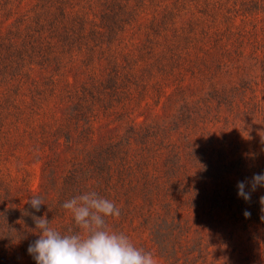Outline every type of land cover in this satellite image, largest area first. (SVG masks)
I'll return each mask as SVG.
<instances>
[{
    "label": "rangeland",
    "instance_id": "rangeland-1",
    "mask_svg": "<svg viewBox=\"0 0 264 264\" xmlns=\"http://www.w3.org/2000/svg\"><path fill=\"white\" fill-rule=\"evenodd\" d=\"M0 100L13 128L0 163L20 177L17 207L0 202L5 233L47 213L74 165L113 140L127 154L109 230L157 264H264V187L237 194L264 173V0H0ZM75 105L92 112L93 140L62 134ZM38 238L0 257L36 264Z\"/></svg>",
    "mask_w": 264,
    "mask_h": 264
},
{
    "label": "clouds",
    "instance_id": "clouds-1",
    "mask_svg": "<svg viewBox=\"0 0 264 264\" xmlns=\"http://www.w3.org/2000/svg\"><path fill=\"white\" fill-rule=\"evenodd\" d=\"M261 187L264 173L253 174L251 179L237 182L238 197L250 202L252 194ZM26 204L39 212L45 202L42 197L33 196ZM259 204L264 213V195L259 197ZM62 207L72 213L77 231L62 234L50 226L47 215L32 216L39 238L27 251L36 264H157L151 253L135 247L126 235L108 229L106 218L121 214L113 201L95 192H84L65 201ZM243 215L247 219L251 213L245 210Z\"/></svg>",
    "mask_w": 264,
    "mask_h": 264
},
{
    "label": "trees",
    "instance_id": "trees-1",
    "mask_svg": "<svg viewBox=\"0 0 264 264\" xmlns=\"http://www.w3.org/2000/svg\"><path fill=\"white\" fill-rule=\"evenodd\" d=\"M255 4L258 5V2ZM116 72V69H113ZM113 81H111V85L113 86ZM6 94L4 93L3 97L6 98ZM92 98H95V95L92 94ZM96 99L101 101L99 97L96 96ZM7 100V99H6ZM5 100V101H6ZM3 101V100H2ZM2 101L0 100V110L3 109ZM105 109L107 106L104 105ZM109 108V107H108ZM73 112L64 117L61 121V132L62 134H68V138H72L75 131L81 130L80 133L85 137L87 140L94 139V126L92 124V117L88 116L86 111L81 105H75L71 107ZM92 114V112H89ZM84 118V122H81V119ZM50 124L52 122H49ZM49 124L44 127L43 130H48ZM11 128L10 124L7 125L3 119L0 118V161L1 157L4 155V151H8L7 148H4V141L2 137H5L6 143L8 142L11 144L13 141L10 139L9 135H11ZM19 131V128H16ZM4 132V133H1ZM9 133V134H8ZM57 136V134H52ZM60 138V137H59ZM48 135L45 137V141H48ZM50 142V141H49ZM60 143V140H59ZM127 154L126 150L122 148V145L118 142L113 140L108 141L100 146H97L92 150L85 163H77L74 165L72 170L64 177V182L59 186L60 189V196L57 201L52 200L50 207H48V212L40 213L39 217H44L47 215L49 221H52L56 216H60L61 218H65L66 210L62 207V204L70 200L77 195H81L84 192H95L98 196L106 198L114 184L113 177L114 173L120 171V168H115V163L118 158L124 160V156ZM6 168V170H5ZM3 168L0 163V202L3 205L12 204L17 207V203L20 199V195L15 194L13 191V182L19 181L20 177H14L11 172L9 171L8 167ZM5 170V171H4ZM90 171L96 177V181L87 183V178H85V173ZM58 178L53 179V184H57ZM27 183V181H26ZM27 185V184H26ZM50 200V201H51ZM6 212V211H5ZM4 220L2 223V227L6 228L8 225V221L5 216H3ZM0 226V253L6 252L10 250L11 247L15 246L17 242L24 241L27 236L31 235L33 230H35L34 221L31 219L26 220L25 222L19 223L18 228L10 229L7 233L4 232V229ZM56 230L60 231L62 234H67L69 230L77 231L75 226L73 217L70 218V221L62 220L59 224L56 225ZM7 254V253H6ZM11 259L8 258H1L0 257V264H6ZM12 263V262H11Z\"/></svg>",
    "mask_w": 264,
    "mask_h": 264
}]
</instances>
